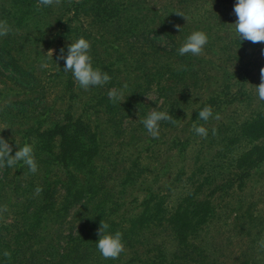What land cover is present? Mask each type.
Here are the masks:
<instances>
[{
    "label": "rangeland",
    "instance_id": "1",
    "mask_svg": "<svg viewBox=\"0 0 264 264\" xmlns=\"http://www.w3.org/2000/svg\"><path fill=\"white\" fill-rule=\"evenodd\" d=\"M235 3L236 0H145V11L156 13L164 23L170 22L178 47L195 30H202L208 35V43L201 55L188 54L194 60L193 66L199 77L197 82L195 79L189 82L190 85L195 82V86H181V82L176 85L170 79L165 80L162 84L173 88L171 92L168 90L165 98L158 95L154 85L144 89V76L134 68V60L144 57L152 72L153 60L162 53L150 50L147 56L137 55L135 48H129L130 40L120 41L119 51L124 56L119 57L113 49H106L111 40L108 37L102 38L101 35L95 41L88 39L95 49L91 50L90 47L89 50L93 68L101 70L108 63L107 52L115 56L117 61L113 64L121 67L118 78L122 85L118 88L106 83L102 86H90L85 90L77 84L71 72L63 70V59L57 60L60 52L56 51L55 42L50 45L38 43L39 53H30L26 59H22L20 52H6L9 38L16 39L19 34L24 35L22 30L11 28L8 35L0 37V128L8 127L0 130V136L11 145L12 154H15L17 145L23 146L28 140H32L31 134L42 131L45 135L52 130L55 132L47 138L48 141L51 138V144L53 141L50 150L57 151L56 127L65 124V132L70 134L73 130L71 124L75 120L88 125L97 144V151L84 174L73 169V166L72 172H67L71 167L60 162L37 164L38 171L34 174L27 169L18 170L22 161L9 167V172L4 177V168L0 169V205L6 204L8 208L3 218H0V223L7 225L1 231V238L4 240L1 245L5 247L1 246L0 250L11 253L10 259L0 258V264H138V257L149 261L155 254L150 246L153 239L161 242L171 256L175 248L170 236L166 232L157 231L153 234L152 230H145L142 235L145 241L140 240L143 243L123 241L125 250L118 259L103 258L96 244L81 246L68 253L66 256L69 260L62 258L65 243L70 242L67 234L75 236L84 212L92 216L93 210H102L108 219L120 222L122 216H131L140 210V202L146 193L166 194L168 199L175 197L185 188L186 178L198 164L212 166L220 163L218 151L223 145L220 140L236 124L250 116L251 111H264V105L261 107L264 103L258 100L254 88L249 85H258L260 82V68L264 66V54L261 50L264 49V44L241 42L236 38L231 24L237 19L233 12ZM176 11L183 12L187 20ZM174 21L175 25L172 27ZM156 22L159 24L161 21ZM157 23L154 25L157 26ZM176 25L181 26L180 32ZM139 47L144 49L146 46L140 44ZM48 49L53 50L52 57L46 54ZM64 55H67V49H64ZM173 58L174 55H170L168 59L162 56L160 62ZM30 62L32 67L24 73V68ZM33 78L38 79V87L24 88V84L33 81ZM125 83L128 85L127 89H123ZM172 83L174 85H169ZM113 88L122 89L125 99L121 103L110 101L113 107L109 111L108 107L96 105L98 98H108L107 93ZM140 90L141 94H138ZM131 95L134 96L133 100ZM170 99H178L177 105L172 106ZM133 101L135 103H129ZM205 105L211 106L213 117L217 114L219 117L210 118L207 122L199 121L198 126L207 128L206 138L191 130L192 113L197 107H201V110ZM170 107L175 109L172 113L175 123L160 121L159 137H151L142 120L153 108L168 111ZM213 128L216 129L215 135ZM215 154L218 155L213 158ZM258 167L255 172V169L251 170L242 190L235 184L230 187L221 186L226 174L223 170L213 178L210 185L215 191L210 199L218 207V219L190 240L196 246L197 254L187 261L177 258L176 264H240L244 256L248 258L249 264H264V250L259 247V242L264 240V161ZM90 178H93L94 190L87 194L83 206L79 207L78 203L68 206L65 212H58L64 217L56 222L48 218L50 216L47 213L52 212L53 216V209L64 204L66 193L62 187L67 185L69 192L76 190L78 185L90 187ZM14 182L24 190L18 194L11 191ZM27 183L32 184L30 189L26 187ZM37 185L43 190L36 198H52L56 203L50 204L49 211L42 215L45 218L37 229H33L34 234L28 232L29 228L26 234L18 233L15 223L20 220L15 221L14 204L23 201L20 196L33 197L34 186ZM69 200L71 198L66 196L64 201ZM171 202L170 200L169 204ZM241 202L240 212H244L248 204H253L250 211L256 220H260L259 224L255 222L256 227L249 233L247 219L233 217V211L239 208ZM192 251L195 252L194 248Z\"/></svg>",
    "mask_w": 264,
    "mask_h": 264
},
{
    "label": "trees",
    "instance_id": "2",
    "mask_svg": "<svg viewBox=\"0 0 264 264\" xmlns=\"http://www.w3.org/2000/svg\"><path fill=\"white\" fill-rule=\"evenodd\" d=\"M37 2L38 0H0V20L10 19L8 21L9 26L12 29L22 30L24 34H19L16 39L9 38L6 52H20V57L26 59L30 53H33V55L39 53L37 51L40 46L38 43L50 45L51 42H55L57 44L56 51L60 52L61 48L66 50L67 46L79 37L95 41L102 35V38L106 36L111 39L108 41L109 45L106 46V49L111 51L113 49L116 51V56L119 57L124 56V53L119 51V43L127 40H130L129 48H135L137 55L147 56L150 50L153 53L157 51L162 53L153 60L152 72L149 71L144 57L134 60V68L138 69L144 76L142 79L144 89L154 85L158 95L165 98L168 95V90L171 92L173 88H167L166 85L162 84L163 81L170 79L176 85L181 82V86H184L189 84L190 80L194 81L195 79V82L199 80L197 71L193 66L194 60L188 54L183 56L178 54L179 47L176 44L175 31L170 27V22L164 23L162 22L163 19L160 20V16L156 13L152 14L145 11L147 9V5L144 6L145 0H61L60 5L53 4L41 7L40 10L36 9ZM171 20L172 18H170ZM53 21L55 22L53 23ZM156 21L161 22L158 24ZM155 23H157V26L154 25ZM174 25L175 21L172 27ZM95 33L99 35L94 36ZM106 42L107 40L104 41V43ZM159 42L163 44L161 45ZM140 44L146 47L143 49L139 47ZM30 45L33 47L29 48ZM91 50L95 51L93 46H91ZM170 55H174L175 58L168 61ZM162 56H166L165 62H160ZM106 57L108 63L101 70H105L110 75L111 80L108 84H114L115 87L119 88L122 85L121 80L118 78L121 67L114 66L113 63L117 61L115 56L107 52ZM62 63L64 66V60ZM30 67H32V62L27 63L24 73ZM195 82H192L191 85L195 86ZM38 83V79L34 80L33 78V81L25 83L23 87L26 89L37 88ZM173 83L169 85H174ZM191 85L189 84L188 87ZM138 94H141V90ZM130 98L133 100L134 96L131 95ZM97 101L96 105L108 107V111L113 107L109 98L105 96H100ZM177 101L178 99H170L169 103L173 106L177 105ZM260 102L264 103V101ZM129 103L133 104L135 102ZM200 108L197 107L191 116L192 122L197 125L200 121L198 117ZM168 112L172 116L175 109L170 107ZM76 121L71 124L73 130L70 134L65 132V124L56 127V146L58 150L55 152L50 150L53 141L51 144V138H49V141L47 138L55 130L48 134L45 133V135L42 131L30 135L32 140H28V143L33 145L37 164L44 165L51 162L58 164L60 162L71 167L67 172H72L73 166V169L82 171V174L87 173L90 159L97 151V144L88 125L80 120ZM191 133L193 134V132ZM48 143L50 144L48 145ZM220 143H223L222 149L218 151L221 158L220 163L212 166L198 164L186 178L185 188L175 197L168 199L166 194L146 193L140 202V210L131 216H122L120 222L111 221L102 210H93L92 216L84 212L83 217H79L81 224L75 236L70 237L71 235L67 234L70 242L65 243L62 258L69 260L66 256L68 253L76 251L81 246L96 244L99 238L97 230L100 221L103 220L108 223L110 233L114 234L116 231H120L122 241L126 243H143L145 239L142 235L145 230H152L153 234L157 231L166 232L170 236L172 245L175 248L171 256L168 255L169 252L165 250L161 242L153 239L150 246H152L151 251H155V254L149 261L138 257V264H176L177 258L189 260L192 255L197 254L196 246L191 244L190 240L218 219V207L210 199L215 191V188L210 185L213 178L223 170L226 174L223 176L225 179L221 186L230 187L235 184L239 190H242L245 179L250 177L251 170L255 169L254 172L258 170V166L264 161V111L262 109L251 111V115L236 124L230 130V133L220 140ZM218 154H215L213 158L217 157ZM8 169V166L4 167L2 177L8 174ZM26 169L29 170L23 164L18 166V170L26 171ZM89 180L92 181L93 178ZM31 185L27 183L26 187L30 189ZM18 186L14 182L10 188L11 191L18 194V192L24 190V188ZM92 187H94L93 181L90 182V187L78 185V188L72 192H69L67 185L62 187L66 193L63 199L64 204L53 209V216L51 215L52 212H47L51 207L50 204L56 203L54 199L36 198V195L31 198L20 196L23 201L15 203L13 207L15 221L20 220V222L15 223L17 232L26 234L29 228L28 232L34 234L33 229L39 227V223L45 218L42 215L46 213L53 222L58 221L64 217L58 212H65L67 207L74 203H78L79 207L83 206L87 194L94 190ZM66 196L71 200L65 202ZM170 200L172 204H169ZM241 205L242 202L239 208L233 211V217L235 219H247V233H249L256 227V224H259L260 220H256L250 211L253 204L245 206L244 212H240ZM6 228L7 225L1 222L0 247H5V245H1L4 242L1 238V231ZM193 248L195 252L192 251ZM3 252L4 249L0 250V258L3 260L8 259L4 257ZM129 261L132 262L134 259H129ZM240 264H249L248 258L244 256Z\"/></svg>",
    "mask_w": 264,
    "mask_h": 264
},
{
    "label": "clouds",
    "instance_id": "3",
    "mask_svg": "<svg viewBox=\"0 0 264 264\" xmlns=\"http://www.w3.org/2000/svg\"><path fill=\"white\" fill-rule=\"evenodd\" d=\"M61 0H38L36 9L40 10L41 7L51 6L53 4L60 5ZM233 12L237 19L232 24V29L241 42L248 41L253 44H264V0H236L233 6ZM176 13L187 20L183 12L176 11ZM180 32L181 26L176 25ZM12 31L6 20H0V37L8 35ZM208 43V35L202 30H195L187 36L186 40L178 48V54L183 56L191 54L199 56L202 54L204 46ZM90 42L84 37H79L74 42L67 46V55H64V49H60V55L57 60L63 59L65 72H71L77 84L87 90L90 86H102L111 80L107 72H102L99 68H93L92 58L89 55ZM264 54V49L261 50ZM48 56H53V50L48 49ZM58 65V64H57ZM46 66V65H45ZM250 86L254 88L255 94L259 101H264V66L260 68V82L258 85ZM128 85L125 83L123 89H127ZM108 98L112 102L125 99V92L121 89H110L107 93ZM148 99L152 100L150 96ZM199 119L207 122L210 118H219L218 114L213 117V111L210 105H205L198 113ZM169 121L175 123L173 117L168 111H158L153 108L147 117L142 120L144 127L147 129L148 134L153 138L159 137V122ZM4 128H8L5 126ZM0 128V130L4 129ZM191 130L201 137H207V128L196 123H193ZM213 135L216 134V129H212ZM23 162L31 173L38 171V165L34 157L33 145L25 143L23 146L17 145L15 154H12V147L6 139L0 136V169L5 166L14 167L18 162ZM42 187L37 186L34 190L35 195L42 192ZM8 211L7 205H0V218ZM109 225L103 220L100 221L97 230L98 240L96 247L100 254L105 259H118L120 254L124 252L125 245L122 241V233L116 231L114 234L108 231ZM79 234V233H78ZM259 247L264 250V240L259 242ZM4 257L10 259L11 253L8 250L3 252Z\"/></svg>",
    "mask_w": 264,
    "mask_h": 264
}]
</instances>
